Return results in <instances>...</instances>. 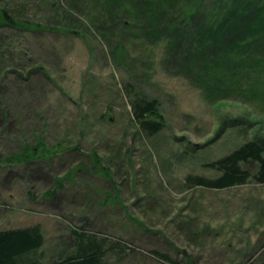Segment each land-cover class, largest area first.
Masks as SVG:
<instances>
[{
  "label": "rangeland",
  "instance_id": "rangeland-1",
  "mask_svg": "<svg viewBox=\"0 0 264 264\" xmlns=\"http://www.w3.org/2000/svg\"><path fill=\"white\" fill-rule=\"evenodd\" d=\"M60 1L0 0V7L51 24L44 19H53ZM8 33L0 27V35ZM20 42L49 67L53 81L35 92L30 111L16 116L21 121L15 130L33 131L34 122L40 131L42 122L47 123L45 131L38 132L48 144L44 154L58 156L0 166V230L41 224V264H52L54 256L70 252L71 228L81 225L127 246L128 255L117 264H163L153 249L179 264L264 261V184L251 178L243 185L212 189L186 182L189 175L219 176L209 163L246 140L264 139V112L258 105L205 101L187 79L162 68L163 47H153V78L135 86L159 101L166 127L147 136L134 125L124 87L128 74L99 40L82 33L39 31ZM13 91L15 87L14 98ZM24 93L31 96L27 88ZM36 111L44 117L38 125ZM8 135H0V152L5 154L22 141L16 140L18 134ZM58 144L62 147L54 146ZM75 145V150L63 152ZM93 152L110 176L94 165ZM247 167L252 174L258 171L255 163ZM63 177V189L49 199L46 192ZM107 194L114 198L101 205Z\"/></svg>",
  "mask_w": 264,
  "mask_h": 264
},
{
  "label": "trees",
  "instance_id": "trees-1",
  "mask_svg": "<svg viewBox=\"0 0 264 264\" xmlns=\"http://www.w3.org/2000/svg\"><path fill=\"white\" fill-rule=\"evenodd\" d=\"M55 6L53 3L52 7ZM52 12L53 19H44L51 21L48 24L13 15L0 7V27L10 30L0 35V135L7 133L9 138L8 134H18L16 140H22L17 150L0 152V166L47 161L58 154H44L48 144L38 132H44L47 123L42 122L44 127L40 131L33 127L34 122L33 131L15 130L17 121H21L16 116L30 111L35 92L44 91L45 85L53 81L49 67L37 61L28 46L20 42L39 31L82 33L84 37L99 40L113 62L127 72L124 87L132 106L134 125L147 136L163 131L166 119L159 101L135 85L152 80L153 47L161 45L162 68L187 79L201 91L205 101L239 100L256 104L264 112V0H62L59 9ZM25 88L30 99L24 93ZM19 103L21 109L15 113L13 107L18 108ZM35 116L36 124H41L43 115L36 111ZM74 148L77 145L68 146L63 152ZM91 156L94 165L110 176L104 165L98 166L102 159L95 152ZM251 163L258 166L256 174L247 167ZM209 166L219 176L189 175L187 185L224 189L246 184L251 178L264 184V139L246 140ZM64 180L65 177L57 179L55 189L46 192L49 199L55 198L58 189H63ZM112 198L107 194L100 204ZM70 236L73 249L58 254L61 256L56 259L54 256L52 264H117L129 253L126 245L90 232L88 225L72 226ZM44 244L41 224L2 229L0 264H41L38 253ZM150 252L163 264H179L168 254L155 249ZM111 257L116 260L110 261Z\"/></svg>",
  "mask_w": 264,
  "mask_h": 264
}]
</instances>
